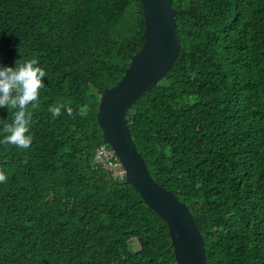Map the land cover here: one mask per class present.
Masks as SVG:
<instances>
[{
    "label": "trees",
    "instance_id": "obj_1",
    "mask_svg": "<svg viewBox=\"0 0 264 264\" xmlns=\"http://www.w3.org/2000/svg\"><path fill=\"white\" fill-rule=\"evenodd\" d=\"M181 41L128 109L155 181L186 203L207 264H264V0H171ZM140 0H0V63L48 75L29 149L0 143V264H177L166 223L94 160L101 94L141 48ZM65 105L59 117L51 107ZM14 111L0 108L3 126Z\"/></svg>",
    "mask_w": 264,
    "mask_h": 264
},
{
    "label": "water",
    "instance_id": "obj_2",
    "mask_svg": "<svg viewBox=\"0 0 264 264\" xmlns=\"http://www.w3.org/2000/svg\"><path fill=\"white\" fill-rule=\"evenodd\" d=\"M145 26L141 48L131 57L116 85L101 94L96 121L103 142L118 156L131 185L167 225L177 264H207L205 243L186 203L151 176L133 141L126 114L145 92L155 87L178 57L181 41L171 0H140Z\"/></svg>",
    "mask_w": 264,
    "mask_h": 264
},
{
    "label": "clouds",
    "instance_id": "obj_3",
    "mask_svg": "<svg viewBox=\"0 0 264 264\" xmlns=\"http://www.w3.org/2000/svg\"><path fill=\"white\" fill-rule=\"evenodd\" d=\"M47 75L37 57L15 63L14 66L0 63V108L14 111L12 121L3 126L0 143L15 145L21 149L31 148L34 136L31 132L33 121L29 106H38ZM62 109L69 116L73 114V109L65 105L51 107L49 110L53 117H59ZM7 180L8 175L0 169V183Z\"/></svg>",
    "mask_w": 264,
    "mask_h": 264
},
{
    "label": "built area",
    "instance_id": "obj_4",
    "mask_svg": "<svg viewBox=\"0 0 264 264\" xmlns=\"http://www.w3.org/2000/svg\"><path fill=\"white\" fill-rule=\"evenodd\" d=\"M94 160L96 163L111 171L113 176L119 180H123L125 178V170L112 148L110 149L106 146L98 147L95 152Z\"/></svg>",
    "mask_w": 264,
    "mask_h": 264
}]
</instances>
